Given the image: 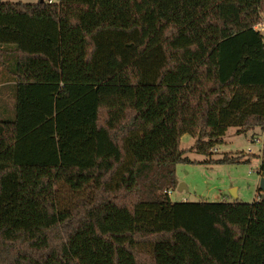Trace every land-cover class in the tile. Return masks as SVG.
Segmentation results:
<instances>
[{
    "label": "trees",
    "instance_id": "1",
    "mask_svg": "<svg viewBox=\"0 0 264 264\" xmlns=\"http://www.w3.org/2000/svg\"><path fill=\"white\" fill-rule=\"evenodd\" d=\"M117 2L0 0V264H264L260 187L169 193L182 136L264 131V0Z\"/></svg>",
    "mask_w": 264,
    "mask_h": 264
},
{
    "label": "rangeland",
    "instance_id": "2",
    "mask_svg": "<svg viewBox=\"0 0 264 264\" xmlns=\"http://www.w3.org/2000/svg\"><path fill=\"white\" fill-rule=\"evenodd\" d=\"M6 1L36 3L43 0ZM84 1L91 2L89 3L90 6L96 2V0ZM100 1V10L102 11L103 3L102 0ZM105 2L113 7H120V2H117V0H105ZM121 11H124V8L118 9L117 14ZM7 84L5 82V86H2L0 83V91L1 89L4 90L3 94L0 92V96H5L6 101L9 102L8 91L10 88ZM194 144V137L188 134L182 136L181 148L187 150L185 156L197 163L177 164L175 176L177 186L170 190V199L173 202L205 200L209 202L240 201L252 203L261 194L258 190L261 180L259 167L261 154L264 150V131L261 128L258 127L246 133H238L236 127H229L223 137V142L217 145L209 155L197 153L192 149ZM225 155L230 157L241 156L242 160L236 163L224 164L209 162L210 159L221 158ZM249 158L250 161H247ZM180 184H184L185 187L179 189ZM233 193L237 197H234Z\"/></svg>",
    "mask_w": 264,
    "mask_h": 264
},
{
    "label": "built area",
    "instance_id": "3",
    "mask_svg": "<svg viewBox=\"0 0 264 264\" xmlns=\"http://www.w3.org/2000/svg\"><path fill=\"white\" fill-rule=\"evenodd\" d=\"M52 1V0H50ZM254 29L256 31H259V32H262L264 33V19L260 20L259 22H257L255 25H254ZM170 193V191H169Z\"/></svg>",
    "mask_w": 264,
    "mask_h": 264
},
{
    "label": "water",
    "instance_id": "4",
    "mask_svg": "<svg viewBox=\"0 0 264 264\" xmlns=\"http://www.w3.org/2000/svg\"><path fill=\"white\" fill-rule=\"evenodd\" d=\"M184 187H185L184 184H180L179 185V189H182ZM259 187H260V189L262 191V197H264V178H261ZM232 191H234V190L232 189ZM233 196L237 197V195L235 193H233Z\"/></svg>",
    "mask_w": 264,
    "mask_h": 264
},
{
    "label": "crops",
    "instance_id": "5",
    "mask_svg": "<svg viewBox=\"0 0 264 264\" xmlns=\"http://www.w3.org/2000/svg\"><path fill=\"white\" fill-rule=\"evenodd\" d=\"M0 67H1V69H0V73H1V75H0V83L2 84V86H5L4 84H5V82H4V78H5V74H4V68H3V66L2 65H0ZM1 86V87H2ZM0 97H4L5 98V96H0ZM1 101V100H0Z\"/></svg>",
    "mask_w": 264,
    "mask_h": 264
}]
</instances>
